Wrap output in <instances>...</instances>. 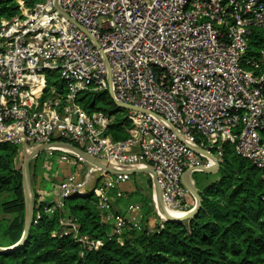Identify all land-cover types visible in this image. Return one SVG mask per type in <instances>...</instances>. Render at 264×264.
Masks as SVG:
<instances>
[{
  "label": "built area",
  "instance_id": "obj_1",
  "mask_svg": "<svg viewBox=\"0 0 264 264\" xmlns=\"http://www.w3.org/2000/svg\"><path fill=\"white\" fill-rule=\"evenodd\" d=\"M255 29L264 30V0H44L2 19L0 143L19 145L23 153L50 145L45 158L53 161L46 169L53 162L74 167L52 194L42 195V212L93 189L102 223L117 231L134 226L139 204L114 213L121 195L115 189L130 179L131 168L150 167L166 210L185 214L194 205L183 174L214 165L195 148L222 162L224 141L264 179V48L252 47ZM48 72L58 73L60 87L48 86ZM109 87L115 100L133 107L125 140L105 133L113 116L89 114L77 102L83 90ZM57 140L117 172L52 146ZM155 220L162 227L164 219ZM61 223V236L76 228L71 219ZM76 239L84 249H97L86 234Z\"/></svg>",
  "mask_w": 264,
  "mask_h": 264
},
{
  "label": "trees",
  "instance_id": "obj_2",
  "mask_svg": "<svg viewBox=\"0 0 264 264\" xmlns=\"http://www.w3.org/2000/svg\"><path fill=\"white\" fill-rule=\"evenodd\" d=\"M42 1L0 0V22ZM254 32L252 47L257 51L264 48V30ZM46 78L48 86L60 87L57 72H48ZM77 102L89 114L102 112L113 116L105 132L112 140L129 137L127 109H119L107 91L83 90L78 93ZM221 147L222 162L216 172L192 173L201 199L199 210L186 220H164L162 227L151 222L158 215L148 174L143 189L137 186L113 201L112 211L121 216L125 213L115 207L124 196L140 207L136 225L130 222L118 231L113 224L101 222L93 189L85 195L64 198L61 207L46 214L42 212L45 202L39 201L44 196L33 188L34 213L41 211L40 218H33L22 246L0 252V264H264L263 172L249 159L239 156L231 143L224 141ZM23 155L21 146L0 143V247L14 245L23 233ZM38 157L30 165V170L34 166L33 182ZM63 219L74 221L76 228L61 236ZM79 234L98 241L97 249H84L76 239Z\"/></svg>",
  "mask_w": 264,
  "mask_h": 264
},
{
  "label": "water",
  "instance_id": "obj_3",
  "mask_svg": "<svg viewBox=\"0 0 264 264\" xmlns=\"http://www.w3.org/2000/svg\"><path fill=\"white\" fill-rule=\"evenodd\" d=\"M55 8L60 14L65 15V13L60 9V7L58 6L57 3H55ZM76 25H77V27H79L80 29L83 30V28L79 24H76ZM108 94L113 99L115 105L119 109H132L133 108L129 104L122 103V102L115 100L112 96L110 87L108 88ZM51 145L70 150L73 154L79 156L80 158H82L86 162H89L91 165L99 168L100 170H103L105 173L115 174L117 172V170L113 166H111L110 164H108L102 160H99L94 156L89 155L88 153H86L85 151L80 149L78 146L74 145L73 143H71L69 141L57 140V141L52 142ZM48 146H50V145H40V146L31 148L29 151L24 152L23 162H22V176H23L22 183H23V191H24V198H25L24 229H23L22 236L17 243H15L14 245L9 246V247H0V252L12 251V250L22 246L28 237L29 229H30L31 224L33 222V216H34V197H33L32 189H31L30 163H31L32 159L36 158ZM195 151L197 153L206 154L214 162L213 166L203 167L200 171L213 173L219 169L221 161L218 160L214 155H212L211 153H208V152H206L200 148H195ZM130 172L132 174L137 173V172H145L148 174H152V176H153V171L150 167H148V168L133 167L130 169ZM182 183L192 194L194 201H195V204L191 210H189L188 212L183 214L181 217H171L163 205L160 187H159L156 179L154 177L152 178V201L154 204V208H155L157 215L162 217L165 221H167V220H177V221L186 220V219L190 218L191 216H193L200 208V205H201L200 195L198 194V189L195 186L194 180L192 178V172L190 170L183 174Z\"/></svg>",
  "mask_w": 264,
  "mask_h": 264
},
{
  "label": "crops",
  "instance_id": "obj_4",
  "mask_svg": "<svg viewBox=\"0 0 264 264\" xmlns=\"http://www.w3.org/2000/svg\"><path fill=\"white\" fill-rule=\"evenodd\" d=\"M45 169L46 168H44V170ZM42 170H43V168H42ZM47 170H50V176H52V178H54L55 180H56V178H58V180H59V179L63 178V175L61 177H59V175L62 174V172H65V175H66L68 172L73 171L74 167L72 165H68V164H58L56 162H53V164H51L50 168L47 169ZM140 173H143L144 175L148 174V173H145V172H137V173H133V174H140ZM132 175H131L129 180H131ZM50 176H49V180H52V178H50ZM46 180L47 179H38L37 182L35 183L34 187L39 191L40 194H43L45 196L46 195L49 196L54 191V188H53L52 185H54V183H56V181L48 182V180H47V182H45ZM129 180L127 182L121 184V185H118V187L115 190L119 191L121 193H124V194L133 192L135 190V188H136L135 187L136 185L134 186V184L132 185L131 183H129ZM45 185H48V188H46ZM140 187L142 189L144 188V186H141V185H140ZM123 199H126V200H123ZM130 203H132V202L129 201L127 199V197L124 196V197L120 198V202L117 203V206L115 207V209L121 211L124 214V213H126L127 206ZM194 204H195V201H193L192 205H194ZM151 222L155 223L156 220L152 219Z\"/></svg>",
  "mask_w": 264,
  "mask_h": 264
},
{
  "label": "rangeland",
  "instance_id": "obj_5",
  "mask_svg": "<svg viewBox=\"0 0 264 264\" xmlns=\"http://www.w3.org/2000/svg\"><path fill=\"white\" fill-rule=\"evenodd\" d=\"M120 114H123V112H120ZM38 156H39L37 158V161H38L37 162V167L38 168L36 170L37 172L35 171L37 173V177L35 178V181L34 182L32 181V177H31V189L35 188L34 186H35V183L37 182L38 179H47L48 182H52V181H57L58 180V178H56V180L54 178H52V180H49L50 170H47V169L44 170V168H45V162L53 161V158L46 160L45 153L44 152L40 153ZM33 162H34V159L31 160V164L30 165H32ZM33 168H34V166L31 167L32 170H33ZM42 168H43V170H42ZM32 170H30V174L32 173L31 172ZM62 175L64 177L65 176V172H62V174H60L59 177H61ZM92 179H93V176H92ZM47 180L45 182H47ZM146 181H147V175H144L143 173H140V174H134V175H132V178H131V180H129V183H131L132 185L134 184V186L136 185L135 187H137V186H140V185L141 186H144L146 184ZM45 187L48 188V185H45ZM32 194H33V191H32ZM123 200H126V199H123ZM132 203H136V202H132Z\"/></svg>",
  "mask_w": 264,
  "mask_h": 264
},
{
  "label": "bare ground",
  "instance_id": "obj_6",
  "mask_svg": "<svg viewBox=\"0 0 264 264\" xmlns=\"http://www.w3.org/2000/svg\"><path fill=\"white\" fill-rule=\"evenodd\" d=\"M167 212H168V214H169L171 217H181V216L183 215V214H181V213H177V212L170 211V210H168Z\"/></svg>",
  "mask_w": 264,
  "mask_h": 264
}]
</instances>
